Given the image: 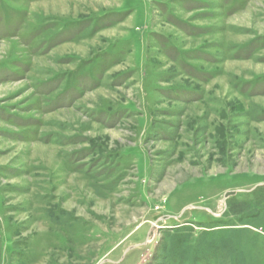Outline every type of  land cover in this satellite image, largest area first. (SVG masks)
<instances>
[{
  "label": "rangeland",
  "instance_id": "obj_1",
  "mask_svg": "<svg viewBox=\"0 0 264 264\" xmlns=\"http://www.w3.org/2000/svg\"><path fill=\"white\" fill-rule=\"evenodd\" d=\"M0 264H264V0H0Z\"/></svg>",
  "mask_w": 264,
  "mask_h": 264
}]
</instances>
